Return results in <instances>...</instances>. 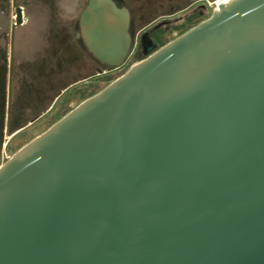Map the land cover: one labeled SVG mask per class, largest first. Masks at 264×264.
<instances>
[{
  "label": "water",
  "instance_id": "95a60500",
  "mask_svg": "<svg viewBox=\"0 0 264 264\" xmlns=\"http://www.w3.org/2000/svg\"><path fill=\"white\" fill-rule=\"evenodd\" d=\"M81 25L108 65L127 15ZM0 264H264V0H226L0 162Z\"/></svg>",
  "mask_w": 264,
  "mask_h": 264
},
{
  "label": "flooded vegetation",
  "instance_id": "af4514ba",
  "mask_svg": "<svg viewBox=\"0 0 264 264\" xmlns=\"http://www.w3.org/2000/svg\"><path fill=\"white\" fill-rule=\"evenodd\" d=\"M110 1L127 15L126 59L134 47L140 48L143 58L158 47L152 35L165 43L168 41L166 34L184 31L226 0ZM90 2L0 0L1 147L19 131L52 111L68 87L121 66L109 67L99 61L86 44L81 15ZM87 63H93L96 70L82 77L66 79L72 67L79 69ZM72 92L80 94L84 90L77 88Z\"/></svg>",
  "mask_w": 264,
  "mask_h": 264
},
{
  "label": "rangeland",
  "instance_id": "374dc122",
  "mask_svg": "<svg viewBox=\"0 0 264 264\" xmlns=\"http://www.w3.org/2000/svg\"><path fill=\"white\" fill-rule=\"evenodd\" d=\"M208 14L209 12L206 13V16ZM32 31H33L32 32L33 34L34 33L33 28H32ZM177 34H178L177 32L172 31L171 33L166 34V39L169 40L173 38L174 36H176ZM142 56L143 55L140 52V48L134 47L130 50V53H128L126 59H124V62H122L121 66H119L117 69H114L105 75L90 76L86 79L84 78L83 80L77 82L76 84L68 87V89L64 91V94L62 95L61 100L57 102V104L55 105L52 111H49L48 113L44 114L42 117L37 119L34 123H32L30 126L19 131V133H17L16 135H14V137L9 139L6 145L2 147L0 146L1 147L0 162L4 161L5 158H7L19 145L23 144L24 142H26L28 139H30L34 135L38 134L40 131L46 128L51 122L56 120L58 117L64 114L67 110H69L74 105H76L80 101L79 98L81 95L75 94L74 92H72L74 89L78 88V89L84 90L83 96L87 97L95 93L96 91H98L110 80L120 75L122 72L125 71V69L129 65L141 59ZM94 67L96 66H94L93 63H87L84 65H81L79 69L72 67L70 69V74L67 76L66 79L72 80L77 77H82L90 73L91 71L96 70ZM63 98L64 100L62 102Z\"/></svg>",
  "mask_w": 264,
  "mask_h": 264
},
{
  "label": "trees",
  "instance_id": "16d2710c",
  "mask_svg": "<svg viewBox=\"0 0 264 264\" xmlns=\"http://www.w3.org/2000/svg\"><path fill=\"white\" fill-rule=\"evenodd\" d=\"M180 32H181V31H180ZM180 32H179V33H180ZM179 33H178V34H179ZM150 36H151V35H150ZM151 38L155 41V43L157 44V46H160V45H162V44L164 43V40L161 39V38H158V36L156 37L155 35H152ZM83 94H84V92H81V93H80L81 96H80L79 100H82L83 98H85V96H83ZM65 101H66V100H65ZM19 146H20V145H19ZM19 146H18V147H19ZM18 147H17V148H18ZM17 148H16V149H17Z\"/></svg>",
  "mask_w": 264,
  "mask_h": 264
}]
</instances>
